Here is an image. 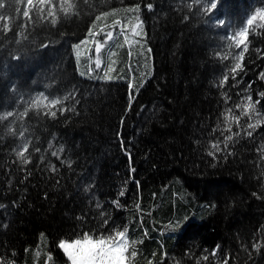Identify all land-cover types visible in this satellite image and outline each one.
<instances>
[{"label": "trees", "instance_id": "obj_1", "mask_svg": "<svg viewBox=\"0 0 264 264\" xmlns=\"http://www.w3.org/2000/svg\"><path fill=\"white\" fill-rule=\"evenodd\" d=\"M262 11L0 0V264L125 229L128 264H264Z\"/></svg>", "mask_w": 264, "mask_h": 264}, {"label": "snow or ice", "instance_id": "obj_2", "mask_svg": "<svg viewBox=\"0 0 264 264\" xmlns=\"http://www.w3.org/2000/svg\"><path fill=\"white\" fill-rule=\"evenodd\" d=\"M209 3H211V0H209ZM217 5H213V9H215ZM239 67V65H237ZM264 76V74H262ZM261 96H264V93L260 94ZM249 101H251V98H248ZM251 133H249L250 135ZM213 147H216L215 145ZM212 153H209L211 155ZM123 194V193H121ZM127 229L124 231H118L115 233V237H108V238H100L97 240H94L91 236L88 234H84L82 239H76L69 242H66L64 240H61L59 243V247L63 249V251L67 254V258L69 261H71V264H78L80 261H97L99 260L101 264H103V261L107 259L108 257L105 255V252L103 250H98L100 243H109L111 241H114L117 236H121V234H126ZM122 238H125V235L122 236ZM118 242V241H117ZM122 249H115L114 251H121Z\"/></svg>", "mask_w": 264, "mask_h": 264}, {"label": "rangeland", "instance_id": "obj_3", "mask_svg": "<svg viewBox=\"0 0 264 264\" xmlns=\"http://www.w3.org/2000/svg\"><path fill=\"white\" fill-rule=\"evenodd\" d=\"M255 18H258L261 22H263L264 11L257 14ZM244 31L245 30H243L240 33L241 38L244 37V35H241ZM110 34H111V32H105L104 34L102 32V38L100 41H96V38H93L92 40H90V43L92 45H94V53H93L92 57H93V61H95L96 63H98L103 56L102 52H103L104 48L106 47V44H107V41L109 39ZM117 241L109 242L107 244H105V243L99 244L98 250H103L105 252V255L108 257L107 259H105L103 261V264H128V258H127L128 241H127V237L125 236V238H122V236H120ZM117 248L122 249V250L119 252L114 251ZM65 255L67 256L66 253H65ZM69 263L71 264V261H69ZM78 264H101V262L99 260H97L95 262H93V261H80V262H78Z\"/></svg>", "mask_w": 264, "mask_h": 264}]
</instances>
